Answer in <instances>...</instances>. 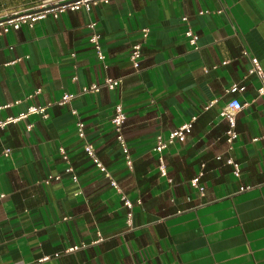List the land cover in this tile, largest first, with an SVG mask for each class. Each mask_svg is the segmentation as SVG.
I'll list each match as a JSON object with an SVG mask.
<instances>
[{
	"label": "crops",
	"instance_id": "1",
	"mask_svg": "<svg viewBox=\"0 0 264 264\" xmlns=\"http://www.w3.org/2000/svg\"><path fill=\"white\" fill-rule=\"evenodd\" d=\"M34 1L0 0V15ZM89 21L105 66L88 41ZM142 28L136 69L128 53ZM249 56L264 71V0L99 1L0 35V104L10 103L0 118L47 105L45 118L30 113L0 129V264H264V144L251 140L264 135V102L247 74ZM106 76L119 84L80 93ZM232 83L242 90L226 92ZM66 92L74 96L58 104ZM231 98L244 105L229 148L219 111ZM116 102L131 170L110 121ZM192 116L185 139L162 151L167 181L153 148ZM76 119L133 202L130 225L119 194L84 152ZM227 158L239 164L238 177ZM199 171L202 194L188 182ZM244 185L251 188L238 191Z\"/></svg>",
	"mask_w": 264,
	"mask_h": 264
},
{
	"label": "built area",
	"instance_id": "2",
	"mask_svg": "<svg viewBox=\"0 0 264 264\" xmlns=\"http://www.w3.org/2000/svg\"><path fill=\"white\" fill-rule=\"evenodd\" d=\"M108 2V0H36L32 4H30L27 7L21 8L19 10L14 11H5L0 15V35H3L4 33L8 32L11 29H18L22 24H26L28 27H31L33 23L37 20H40L44 18L47 14L51 13L52 15L56 16L59 12L63 11L66 8L69 9H75L78 6H83L86 10L90 8L91 5L96 4L97 2ZM183 21H186V17H182ZM95 22L89 21L86 26L89 29V36L88 41L91 44L95 56L97 60L105 66V56L102 51L100 41H99V34L95 30ZM185 37L188 40V43L191 45H194V48H197V36L192 32V30L187 27V29L184 32ZM147 36V28L141 29V38L142 40L139 42H135L132 44L131 49L128 53V60L132 67L138 68L139 67V61L141 57V48H142V41ZM244 55L247 54V52L244 50L242 51ZM249 62L250 65L247 69V74L254 75L257 78L258 85L256 88L257 95L262 99L264 102V71L258 61V59L255 56H249ZM120 82L119 78H113L106 76L103 78L101 84L92 83L87 86H83L80 89V93H88V92H97L101 86H104L108 89H113L115 86H117ZM243 87L238 86L235 83H232L228 87L225 88L226 92H235L237 90H242ZM74 95L72 93H63L60 97V99L57 101L58 104H63L68 102ZM18 100L13 101V103H18ZM214 100H210L207 105L204 106V108H208L210 104H212ZM10 103H2L0 104V110H2L5 107H8ZM243 103H241L237 98H231L228 100L223 107L220 109L219 114L220 116L226 120L228 127L225 131L226 133V142L228 144V147L230 148L232 146V142L234 141L236 137V131L234 129L235 127V115L236 113L243 107ZM47 106V105H46ZM46 106L42 105H29L25 109L21 110L17 115L15 116H6L4 118H0V129L3 128L8 123H16L20 120H23L26 118V116L30 113L38 114L41 117L45 118L47 116L46 113ZM75 113L74 111H72ZM76 114V113H75ZM125 112L123 110V107L120 102H116L113 106V113L111 115L110 121L111 125L114 131L115 140L118 144L119 149L121 150L123 156H124V162L126 167L131 170L132 169V159L130 158L128 148L126 141L124 139L123 133H122V125L125 120ZM195 119V116H192L188 121H185L178 125L175 129L170 131V133L167 135L165 139L159 138L153 148V150L157 154V171L160 174V176H163L167 179V181H170V179L167 177L166 174V168L164 164V159L162 155L163 149L166 147L167 144L173 143L174 141H183L185 139L186 134L189 132L192 121ZM84 123L80 119L75 120V127H76V134L77 136L82 139V148L84 152L90 157L95 166L98 168V170L108 179L109 185L119 194V198L122 202V205L127 209L126 211V222L128 225L131 224V216H132V207L133 202L121 191L117 181L114 179V177L111 175L109 170L95 157L94 155V148L91 143L83 140L84 139V130H83ZM31 125H26V130H30ZM252 141L261 140L264 144V135L262 136H255L251 139ZM9 149L6 148L3 150V153L6 155L8 154ZM59 153L64 160L66 165V171H68L71 175L72 180H76V175L73 174V169L68 164V156L63 148H59ZM226 163L231 165L232 168V174L235 177H238L240 174V166L237 162H235L231 158L226 159ZM203 164H201V167ZM200 175L201 171H199L196 175H194L191 179H189V184L191 187L196 189L200 194H202L204 187L200 184ZM58 178V175L56 176H48V178ZM251 188L250 185H244L240 186L238 188V191H243L246 189ZM137 204H140V199L137 198L135 201ZM81 245H73L70 247H67L64 249L63 252H72L76 249H78ZM58 253L54 254V256H57ZM49 259V256H44L40 260H47Z\"/></svg>",
	"mask_w": 264,
	"mask_h": 264
},
{
	"label": "rangeland",
	"instance_id": "3",
	"mask_svg": "<svg viewBox=\"0 0 264 264\" xmlns=\"http://www.w3.org/2000/svg\"><path fill=\"white\" fill-rule=\"evenodd\" d=\"M36 1V0H35ZM16 6H18L19 7V9H21V8H24L25 6L23 5V2H20V4H18V5H16ZM16 9H18V8H16ZM16 9H9V10H16ZM9 10H7V11H9Z\"/></svg>",
	"mask_w": 264,
	"mask_h": 264
}]
</instances>
